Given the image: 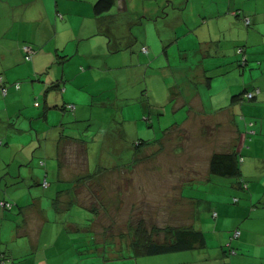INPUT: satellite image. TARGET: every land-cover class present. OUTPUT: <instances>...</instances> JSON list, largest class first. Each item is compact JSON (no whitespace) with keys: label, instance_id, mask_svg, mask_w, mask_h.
Wrapping results in <instances>:
<instances>
[{"label":"rangeland","instance_id":"obj_1","mask_svg":"<svg viewBox=\"0 0 264 264\" xmlns=\"http://www.w3.org/2000/svg\"><path fill=\"white\" fill-rule=\"evenodd\" d=\"M231 1L239 2L240 6H234ZM124 2L128 8L120 11L116 7L114 13L119 15L113 16L112 19L109 17L111 21L104 24L105 29L102 30V34L107 37V40L112 38L110 44L116 42L122 45L127 58L124 57L121 63H118V59L108 62V66H106L108 68L104 70V76H102L108 80L116 79L114 83L117 81L131 83L127 92L129 97H132L130 92L134 93L135 86L146 87L145 94L135 104L130 98L124 99V94L127 91L124 88V92L117 97L112 105L101 107L102 111L98 113L91 99L86 107L79 110V112H84V115L79 113V117H81L79 120L74 114L66 113L62 126H71L79 130L80 135H84L83 139L87 140L84 146L73 141L67 142L64 139L62 141L64 143L63 151L58 159L56 146L58 137L55 128L52 127V120L42 124L36 117V114L42 110L44 98L43 95L37 96L34 92H30V86L37 85L38 79L32 77L27 69L22 73V78L15 80L17 82L11 83L13 73H9V79L6 82L3 81L2 87L4 73L0 76V86L2 87H0V116L7 118L8 115L12 118L14 120L12 127L17 129L11 128L7 132L6 124L4 123L5 125L2 127L3 124L0 122V138L7 140V144L0 145V199L14 201L19 198L18 205L14 206L13 210H3L4 207L2 208L0 205V211L5 213L3 218L0 217V252L17 254L19 250L16 249L22 243V260H17L16 264H179L183 258L197 260L200 252L204 250L203 248L189 249L183 253L136 255L133 249L129 248L131 234L126 233L127 228L133 229L141 220L145 222L147 228H150L151 225L161 226V220H164L168 215H177V218L181 216L187 220L192 208L190 204H192L201 215V221L197 220L196 225L204 229L208 215L210 216L211 209L215 205L221 203L223 206H235L236 201L245 199L247 191L264 194V187L254 185L253 188L251 180L250 182L247 180V183H251L248 188L237 187L239 179L241 181L244 179L241 168L242 160L240 161L242 178L212 175L209 182L200 181V178L207 175L210 153L226 148V142L222 141L224 138L221 135L225 134V130L229 127L226 123L220 125L221 130H218L221 135L213 136L214 138L212 133H208L211 129L210 123H208V129L203 130V133L208 137L204 134L200 135L201 133L192 136L189 131L186 133L180 128L174 131L172 125L180 124L185 114L187 115V111L183 107L176 109V106L173 105L175 100L167 98L168 87L172 86V90H175V93L178 92L180 83L174 80L176 77L174 71L179 69L183 63L186 64L182 68L183 70L186 68L184 70L186 78H189L191 73L188 68L192 67L194 71L197 65L200 73L193 75L197 80H204V85L199 89H203V93L201 90L200 92L204 98L207 96V99L211 94H214V99H216L222 87L226 88L229 84L232 89L238 85L240 88L244 85L247 87L253 84L259 85L258 82L264 81V22H262L264 20V0H172V3L167 0H124ZM133 3L134 6L131 8ZM154 3H162V5L159 4L158 12L154 14L155 17H147V13ZM115 4L117 6L119 3L116 1ZM145 8L149 10H145ZM233 9H238L239 13L236 15L232 12ZM254 11L259 12H255L256 20ZM212 15L223 19L231 18L235 22L234 26L240 27L243 24L242 30L249 27L252 30L251 41L248 43L243 41L238 46L230 41H222L224 38H232L231 30H229V35L219 41L200 42L201 39L208 40L207 35L206 37L202 36L205 29L200 28L205 19ZM246 20H249V23ZM110 25L113 27L111 28ZM203 25L206 26L205 23ZM188 28L192 29L191 32L186 31ZM232 30L234 31L233 28ZM90 40L91 38H87L85 44ZM143 46L147 47L146 52L142 51ZM232 46L234 48L232 56L236 57V60L233 58L234 64L230 63L231 67L225 65L221 68L222 71H225L223 75L209 70L212 67V60L214 66L216 65L214 59L220 61L223 57H228L227 54L233 50ZM99 49L102 51L101 48ZM188 49L192 51H188ZM246 49L247 51H245ZM193 50H199V52ZM139 52L142 53L139 54ZM225 54L227 56H221ZM246 54L250 58L244 64ZM76 56L78 55L71 57L63 64L54 62L47 67L48 72L52 75L54 72L58 74L57 69L61 71V66L65 63L68 66L72 65ZM14 58V56L6 57L2 61L0 57V66L13 64ZM30 58L25 59L26 63L23 66L31 62ZM19 60L22 62V58ZM115 64L118 66H111L116 68L110 70L109 65ZM18 65L12 66L14 68ZM64 66L67 71L72 68ZM175 67L177 69H174ZM169 68H173L174 78L171 74H166L170 71ZM202 68L205 69L204 74ZM96 77L100 78V75L97 74ZM208 79L212 84L210 90L207 89L206 84ZM87 80L89 81V79ZM78 81L79 78L72 80L73 84L80 83ZM184 84L190 85L188 90L192 91L196 90L195 86L197 88L200 86V83ZM254 90H258L256 94L259 93L258 88L247 92ZM247 92L244 93L245 97L240 102L238 101L233 116L244 121L247 119L249 107L254 106L258 117H261L260 121L264 120L262 118L264 117V104H261V108H259L256 104L257 99L248 98ZM145 95L148 97L146 98ZM227 102L228 100L219 102L214 110H220V107L225 110ZM134 104L140 110L144 107L148 108L145 105L149 104L150 112H144L145 117L140 116L139 112L142 121H136L134 115L130 113ZM121 106L124 109L123 117H120ZM206 110L209 111L208 116H211L213 110L208 106H206ZM66 116H70L72 122L64 123ZM148 116L152 117V124L149 123L151 120L147 118ZM62 117L63 115L58 118L57 123ZM122 118H131L125 122L126 128L131 129L128 130L131 131L130 133L121 135L123 131H120L119 128L111 131L106 129L110 126H121ZM250 118L253 121L254 118L251 116ZM42 126H46L45 130L41 129ZM249 126L248 131H254L253 124L250 123ZM99 127L101 129L106 127L107 131L115 135L112 138L113 142L116 141L117 152H104L112 151V147H106V150L101 152L103 142L91 141V138H87V136H92ZM166 127L173 131L164 135L165 137L163 136L164 138L158 145L153 144L152 140L159 138L163 133L162 130ZM69 129L66 127L65 133ZM58 131L61 132L62 129ZM138 139L150 140L151 143L143 145L138 142ZM135 144H141L137 153ZM248 144L249 142L246 141L245 145ZM119 145L121 148L118 150ZM62 147L60 148L62 149ZM263 147L264 144L262 148L255 150V153L251 155L253 163L244 169L246 173L264 177ZM84 155L87 156L90 168L100 162H103L102 165L117 162L122 166L120 169H108L101 172L100 169L92 170L90 176L87 177L83 174L85 170L79 168L85 164ZM23 163L24 165H22ZM60 167L63 178L75 179L74 187L62 180L56 181ZM18 168H20L19 173ZM81 175L85 178L82 181L81 179L77 181L76 178ZM45 177L48 183L46 187L41 184V179L43 180ZM184 179L187 180V184L181 186L183 190L180 191V196L187 197L189 202L177 199L180 196L169 199V194L177 195L180 183ZM66 187H72L71 192L73 189L75 190L73 196L78 201H84L86 205L91 208L95 207L96 210L84 205L79 206L76 199L73 201V206L70 204L67 210L62 209L67 206L70 197L62 195L57 199L55 195L60 189H67ZM233 197L234 203L231 200ZM211 199L214 200V203L208 206L206 200ZM20 205H22V217L17 214ZM56 207L59 210H56ZM37 209H43L46 218L44 222L40 219L41 217H37ZM216 209L218 211V207ZM249 210L252 211L253 208L249 207ZM219 211L225 213L222 209ZM8 214L14 219H11V224L10 219L7 218ZM254 220L250 222L254 224ZM212 221L213 224L210 223L208 227L214 226L215 220L212 219ZM21 222L22 228H26L27 232L22 233V237L15 238L11 235L13 226ZM256 223H258L257 220ZM110 225V229L104 234ZM230 225V222L226 223L221 231L230 232L232 230ZM120 231L124 232V236L119 235ZM212 231L207 233L208 249L216 252L221 248L210 249ZM109 234L111 235L109 236ZM214 237L216 239L215 233ZM6 248L9 249L6 250ZM224 249L226 251L223 255L224 264H230L228 256L235 254L228 255L230 250L228 246ZM15 254L11 255L16 256ZM39 257L46 258L40 260ZM0 264L11 263L10 260L4 261L0 258Z\"/></svg>","mask_w":264,"mask_h":264},{"label":"crops","instance_id":"obj_2","mask_svg":"<svg viewBox=\"0 0 264 264\" xmlns=\"http://www.w3.org/2000/svg\"><path fill=\"white\" fill-rule=\"evenodd\" d=\"M94 1L95 0H0V57L2 61L5 60L6 57L11 58L14 56V63L10 65L2 64L0 66V76L2 73H4V77L2 80L3 83L8 81L9 79V73H13L11 77H13V80H10L12 82H17L15 80H19L18 78H22V73H24L28 69V73L34 78L38 79V84L34 87L30 86V92H34L37 96L43 95V106L42 110L37 113L36 117L39 119V121L42 124L47 123V121L52 120V127L56 130V135L58 137L56 141L57 146V158L59 159L60 154L63 151V144L62 141L65 139L67 142H76L80 146H84V143H87V140L83 139L84 135H80L79 130L71 127V126H62L65 118L66 113L74 114L76 116V119L79 120V110H82L84 107L90 103V99L93 101V106H96V112L102 111L103 106H107L108 104H113L114 101L117 99L118 96H120L124 92V88H126V93L124 94V99L132 100L135 104L139 99H142L144 97L146 87L139 86L134 89V93L131 91L130 95L132 97H129L127 95L128 90L131 87V83H121V82H115L116 79L113 78V80H108L106 77L104 78L103 73L104 70L108 67V62H110L113 59H118V63H121L123 61V58H127L125 55V49L122 45L114 42L110 44L109 42L112 40V38H108L102 34V30L105 29V23L111 20L113 16H117L119 14L114 13V10L116 7L118 10H125V8H128L125 6L124 0H114L111 7L102 12V13H95L94 12ZM116 1L119 3L116 6ZM165 1V0H163ZM169 3H172V0H167ZM175 1V0H174ZM159 2V1H158ZM232 2V1H231ZM154 3L153 7H151L150 11L147 13V17H155L154 14L158 12V8L162 3ZM234 6H240L239 2H232ZM134 3L131 5V8H133ZM238 8V7H237ZM148 9V8H147ZM145 8V10H147ZM149 10V9H148ZM234 10V9H233ZM256 11H254L255 13ZM259 13V12H256ZM256 13L254 14L255 20L257 19ZM167 14V13H166ZM138 21V18H136ZM132 21V20H131ZM264 22V20L262 21ZM203 23L206 24V26L203 25ZM201 24V28H204L205 31L202 34L207 39H201L200 42L205 41L208 42L210 40H217L219 41L223 37H227L229 35V30H231V39H222V41H230L236 44V46L240 45L241 42L251 41V33L252 30H250L249 27H246L245 29H241L240 27L234 26L235 22L231 20V18H218V16L212 15L211 17L205 19V21ZM114 24H116L114 22ZM112 28L113 26L110 25ZM231 28V29H230ZM234 29V31L232 30ZM249 28V29H247ZM199 29V30H200ZM191 28H188L186 31L191 32ZM226 33V35H225ZM110 34V33H108ZM113 35V33H112ZM235 35V38H234ZM94 36V37H91ZM99 36V38H97ZM122 37V36H121ZM87 38H91L89 43L85 44V40ZM100 39V40H98ZM232 43V44H233ZM27 44L31 46L33 55L31 56V62L29 64L24 65L26 63L24 58V51L22 49V45ZM235 46V47H236ZM101 48L102 51L99 49ZM231 53L227 54L228 57H223L220 61L219 59H214L216 61V65L213 66L214 61L212 60V67L211 71L217 72L218 75H223L225 71H222L221 68L225 67V65H229V67L232 66L233 58L236 60V57L232 56L234 52V48L232 46ZM239 49V48H238ZM188 51H192L189 50ZM194 52H199V50H193ZM247 51V49L245 50ZM142 52H139L141 54ZM76 56V59H74L73 64L69 65L71 68L70 71H67V68L64 66L67 65L65 63L61 66V71L57 69L58 74L54 75L50 74L48 72V66L51 64H63L65 61L70 60L71 57ZM221 55V56H227ZM18 56V57H17ZM79 57V58H78ZM22 58V62L19 60ZM249 55L246 54L245 62L244 64L249 60ZM230 60V61H229ZM17 65V67H14L12 65ZM111 66H118L115 65H109V69L116 67ZM186 64L183 63V65L177 69L176 67L174 69H177L174 71L176 73V77H173V68H169L170 71H168L166 74L170 75L174 78L176 82H179L178 85V92L175 93V90H172V86L168 87V94L167 98L168 100L174 99L173 105H175L176 109L178 108H186L187 115L185 114V117L183 120H181L180 124H173L174 131L177 128H180L184 130L186 133L190 132V135H197L198 133H201L200 135H203V130L208 129L209 125L211 124V129L208 133H212V137L221 135L219 130L221 128L220 125H224L226 123L229 127V129L225 130V134L221 135L224 139L222 141L226 142L225 146L226 148H223L222 150H215L212 151L209 155V159L211 157V154L213 152H225V151H238L239 154H242L241 160V168L242 172L244 174V179L242 181L239 179V183L237 187L241 188H248L250 186L249 183H247V180L250 182L252 181L253 188L254 185H259L264 187V177L258 176L253 174L246 173L244 171L245 168H247L249 165L253 163L251 159V155L255 153V150H258L262 148L264 144V120L260 121L261 117H258V113L255 110L254 106L249 107V111L247 113L248 116L247 119H244V121L236 118L233 116L238 101L245 97L244 93L248 90L251 91L254 88L259 89V93L256 94V96L253 99H257L258 107L261 108V104H264V81L261 80L256 84L250 85L247 87L246 85L242 86L240 88V85L234 87L231 89L230 84L227 85V87H222L221 91L217 94V98L214 99V94L203 97V89H199L204 85V80H197L196 77H194L193 74L199 75L198 67L194 68V71L192 67L188 68L191 72L189 74V78L184 75V68ZM180 70L181 72H179ZM204 68H202V73L204 74ZM16 73V74H14ZM102 73V74H100ZM201 73V74H202ZM36 74V75H33ZM97 74L100 75V78H97ZM165 74V75H166ZM44 75V76H43ZM103 75V76H102ZM29 76V75H28ZM43 77V79H42ZM76 78H79L80 83L73 84L72 80H75ZM89 79V81L87 80ZM105 79V80H104ZM32 80V79H31ZM108 80V81H106ZM173 80V81H174ZM4 81V82H3ZM34 81V80H32ZM106 81V82H105ZM207 83V89L210 90L211 88V81H206ZM41 83V84H40ZM184 83H189L192 85L199 84L200 86L196 88L195 91L188 90V86ZM185 85V86H183ZM0 86V87H1ZM175 87V86H174ZM186 87V88H185ZM2 88V87H1ZM117 88L119 91L117 92ZM263 89V90H262ZM172 90V91H171ZM201 90V92H200ZM240 90V91H239ZM94 91L95 93L91 92ZM148 91V89H147ZM239 91V92H238ZM8 93V92H7ZM240 93V97L237 99H233L232 96L234 94ZM141 98H140V95ZM112 96V98H111ZM123 96V95H122ZM147 98L148 96L145 95ZM113 99V101H112ZM206 99V100H205ZM224 100H228L227 107L225 110H222L220 107V110H214L215 106L219 104V102H222ZM80 102V103H78ZM131 107V114L134 115V119L136 121L141 120L140 116L145 117V113L150 112L149 110V104L145 105L148 108H142L141 110L137 105ZM39 103L37 104V106ZM79 105V106H78ZM206 106L210 107L211 110V116H208L209 111L206 110ZM174 107V106H173ZM242 107V106H241ZM59 109V110H56ZM123 106L120 107V117H123ZM263 112V111H262ZM146 113V114H147ZM264 114V113H263ZM63 115V117L60 119V121L57 123L58 118ZM250 116L253 119L250 118ZM7 118L0 116V122L3 124L2 127L5 125V129L10 131L12 127V123L14 120L10 118L8 115ZM258 117V118H256ZM149 118V116L147 117ZM264 118V117H262ZM2 119V120H1ZM131 118H122L121 126H110L106 129L109 131L114 130L116 128H119L120 131H123L121 133H130L131 129L126 128V121H129ZM151 121L149 122L152 124V117L149 118ZM72 119L70 116H66V120L64 123L72 122ZM142 121V120H141ZM248 121V122H247ZM61 122V123H60ZM5 123V124H4ZM107 123V122H106ZM253 124V130L254 131H248L249 124ZM139 124V123H136ZM48 127V126H47ZM66 127L70 128L67 133ZM206 127V128H205ZM227 127V128H228ZM46 126H42L41 129L45 130ZM104 128V129H105ZM17 130L16 128H13ZM62 129L61 132L58 130ZM100 127L96 129V131L93 133L92 136H87L88 139L91 138V141H99L103 142L101 146V152L106 150V147H112V151H104V152H117L115 143L113 142L112 135L109 131L106 129L104 130ZM137 129V128H134ZM219 129V130H218ZM71 130V131H70ZM213 132H210L212 131ZM48 131V130H46ZM173 131V130H172ZM171 130H168L166 127L162 130V135L157 139L152 140L153 144H157L160 142L162 138H164V135H167V133L172 132ZM189 131V132H188ZM208 131V130H207ZM215 134V135H214ZM206 137H208L207 134ZM164 136V137H163ZM213 137V138H214ZM243 137V138H241ZM139 140V139H138ZM141 144L146 145L151 143L150 140L141 139L139 140ZM147 141V142H146ZM246 141L249 142L248 145L246 144ZM139 142V143H140ZM3 143L7 144V140L0 138V145ZM101 145V144H100ZM136 153L138 152L139 144H135ZM62 147V149L60 148ZM121 148V145H119L118 150ZM264 150V147L262 151ZM243 153H245V156H243ZM87 155V153H86ZM59 156V157H58ZM86 158L85 164L83 166L85 167H79L83 168L85 171L83 174L86 176H90L91 171H96L100 169L101 171L104 170H114V169H120V166L122 164L113 162V163H107L105 165H102L103 162L97 163L94 167L90 168L89 162L87 160V156L84 155ZM104 161V159H103ZM60 164V163H58ZM255 164V163H254ZM24 165V163L22 164ZM209 165V161H208ZM60 166H63L60 164ZM20 171V168H18V173ZM9 172V171H8ZM10 174V173H9ZM209 172V166H208V172L207 175L204 178H200V181L209 182L210 176H212ZM13 178L14 176H10ZM79 178H82L83 180L84 176L77 177V181L80 180ZM240 178H242L240 176ZM250 178V179H247ZM47 181V178H44ZM44 179L41 181L43 182ZM206 179V180H205ZM62 180L64 182H67L72 187L75 185L76 181L75 179L71 178H63L61 173V167L58 168V174L56 181ZM187 180L184 179L181 181L179 186V191L177 195H168V198L171 199L174 196H180V191H182V185H186ZM41 182V184H42ZM48 186V185H47ZM72 187H66L67 189H60L57 194L55 195L57 199L59 197L68 196L69 201L67 203V206L62 207V209H68L70 207V204L72 206L74 205L73 201L76 199V202H78V205L80 206H86L91 209L90 206L86 205L84 201L80 202L77 200V198L74 195V189L73 192H71ZM71 190V191H70ZM249 190V189H248ZM3 192V191H1ZM252 192V191H251ZM250 191L245 195V199H240L238 202H235V206H223L221 203L218 205H215L213 209H211L210 216L208 215L206 228L202 229L196 225L197 220L201 221L200 216L198 214V211L194 208L192 204L191 205V212L186 218H183L179 216L177 218V215H168L164 220H161V227L163 226H190L195 229H198L204 233L205 236V244L202 247H195V248H203L202 252H200V256H198L197 260H192L191 258L187 260V258H183L181 263L179 264H224L225 258L223 255L225 254V247H231L235 250L233 254L234 256H228V261L230 264H264V194H255L253 191L251 193ZM4 193V192H3ZM22 194V193H21ZM5 197V196H4ZM235 197V196H234ZM234 197L231 199L234 203ZM237 198V197H236ZM235 198V199H236ZM22 199V198H21ZM85 199V198H84ZM83 199V200H84ZM177 199L180 201L189 202L187 197L180 196ZM8 201L12 203L11 208H3V210H13L14 206L18 205L19 198L14 199V201L6 200V199H0V201ZM54 200V199H53ZM208 206L214 203V200H206ZM254 202H256L255 205ZM16 204V205H15ZM218 207V211L216 209ZM250 208H253L252 211L249 210ZM260 208V211L258 209ZM219 209H222L225 213H220ZM56 210H59L58 207H56ZM37 217H41L42 222H44L45 216L43 209L36 210ZM34 212V213H36ZM58 212V211H57ZM13 213V212H12ZM16 214V213H15ZM17 214H19L22 217V205L19 206V209H17ZM10 219V224L12 223V217H10V214H8ZM5 213L4 211H0V217H4ZM12 216V214H11ZM262 216V218H261ZM210 217V218H209ZM227 217V218H226ZM229 218V219H228ZM12 219V220H11ZM212 219L215 220L214 226L208 227V225L211 223L213 224ZM228 219V220H227ZM254 220L253 222H250ZM256 220L258 223H256ZM230 222V228L232 230L230 232L228 231H221V228L225 227L226 223L228 224ZM219 228V229H218ZM209 229V230H208ZM213 229V231H212ZM235 230H239V234L235 235L233 232ZM212 231L211 235V248L219 247L221 250H217L216 252H213L209 250L208 245V235L207 233ZM27 229L22 228V222L20 224H16L13 226V232L11 235L13 237H22V233H26ZM214 233L216 235V239L214 237ZM12 239V237H11ZM1 243V240H0ZM218 244V245H217ZM228 244V245H227ZM193 248V249H195ZM9 248H6V250ZM208 249V250H207ZM229 249V248H228ZM19 253H11L15 254L16 256H13L11 254H5V252H0V258L5 260H10L11 264H16L17 260H22V243L18 247ZM189 250V249H187ZM186 250H179L174 251L175 253L181 252L183 253ZM9 252V251H8ZM228 255H232L229 253ZM46 257H39L38 259H44ZM219 260V262H217Z\"/></svg>","mask_w":264,"mask_h":264},{"label":"trees","instance_id":"obj_3","mask_svg":"<svg viewBox=\"0 0 264 264\" xmlns=\"http://www.w3.org/2000/svg\"><path fill=\"white\" fill-rule=\"evenodd\" d=\"M113 2L114 0H95L93 6L94 12L102 13L108 10ZM237 10L238 9H235L232 12L236 13L237 15V13H239ZM240 95V93L234 94L232 98L237 99L240 97ZM255 96L256 94L251 98H254ZM241 156L242 154H239V152L235 150L213 152L209 160V172L217 176L240 177ZM91 209L96 210L95 207H92ZM110 227L111 225L108 229H106L104 234L108 232L107 230H109ZM126 233L131 234L129 248L133 249L136 255H149L155 253H168L179 250H187L193 249L195 247H202L205 244L204 233L190 226L167 225L161 227L158 225H151L150 228H147L145 222L141 220L136 224V227H133V229L130 230V228H127ZM110 235L111 234H109V236ZM119 235L124 236V232L120 231ZM234 252L235 250L230 247V253L233 254Z\"/></svg>","mask_w":264,"mask_h":264},{"label":"built area","instance_id":"obj_4","mask_svg":"<svg viewBox=\"0 0 264 264\" xmlns=\"http://www.w3.org/2000/svg\"><path fill=\"white\" fill-rule=\"evenodd\" d=\"M246 22H249V20H246ZM22 49H23L24 54H25V55H24V58H25V59H29V58L31 57V53H32V48H31V46H29V45H27V44H23V45H22ZM142 50H143L144 52H146V51H147V47H146V46H143ZM0 81H1V78H0ZM2 87H3V86H2ZM257 91H258V90H254V91H252V92H247L246 96H247L248 98H251L252 96H254V95L256 94ZM42 184H43L44 187H46L48 183H47V181L44 179V181L42 182ZM0 205H1L2 207H4V208H11V207H12V203H11V202L4 201V200L0 201ZM234 234H235V235H238V234H239V230H235V231H234Z\"/></svg>","mask_w":264,"mask_h":264}]
</instances>
